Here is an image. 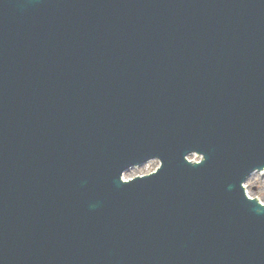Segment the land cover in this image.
<instances>
[{
  "label": "water",
  "instance_id": "95a60500",
  "mask_svg": "<svg viewBox=\"0 0 264 264\" xmlns=\"http://www.w3.org/2000/svg\"><path fill=\"white\" fill-rule=\"evenodd\" d=\"M263 168L264 0H0V264H264Z\"/></svg>",
  "mask_w": 264,
  "mask_h": 264
},
{
  "label": "rangeland",
  "instance_id": "374dc122",
  "mask_svg": "<svg viewBox=\"0 0 264 264\" xmlns=\"http://www.w3.org/2000/svg\"><path fill=\"white\" fill-rule=\"evenodd\" d=\"M193 160L200 159L199 155H195L192 157ZM159 160H152L149 161L146 165L142 167H138L132 169L131 171L127 172L124 177H133L137 176L138 174H148L151 171L155 170L157 167L160 166ZM248 185V193L253 197L258 196L259 199L264 203V172H256L254 173L247 182Z\"/></svg>",
  "mask_w": 264,
  "mask_h": 264
},
{
  "label": "bare ground",
  "instance_id": "6f19581e",
  "mask_svg": "<svg viewBox=\"0 0 264 264\" xmlns=\"http://www.w3.org/2000/svg\"><path fill=\"white\" fill-rule=\"evenodd\" d=\"M249 195V194H248ZM251 196V195H250Z\"/></svg>",
  "mask_w": 264,
  "mask_h": 264
}]
</instances>
